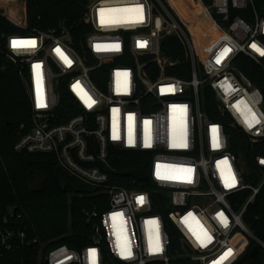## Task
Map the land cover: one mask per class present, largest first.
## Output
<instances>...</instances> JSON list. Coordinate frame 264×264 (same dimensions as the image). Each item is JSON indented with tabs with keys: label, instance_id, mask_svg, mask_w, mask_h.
Here are the masks:
<instances>
[{
	"label": "built area",
	"instance_id": "built-area-1",
	"mask_svg": "<svg viewBox=\"0 0 264 264\" xmlns=\"http://www.w3.org/2000/svg\"><path fill=\"white\" fill-rule=\"evenodd\" d=\"M179 1L189 3L190 20L172 0H89L84 32L66 25L29 31L26 20L16 24L25 32L4 36L31 107L16 150L54 156L65 173L107 197L105 211L87 213L91 243L54 247L47 264H239L252 241L264 250L244 223L264 187V94L248 76V64L264 75V0ZM195 25L208 27L207 53ZM171 38L183 60L163 51ZM185 65L189 79L172 75H186ZM244 142L261 150L259 188L245 180L237 155ZM116 151L140 154L148 171H135L155 189L113 169ZM117 171L135 187L114 184ZM250 189L236 211L231 200ZM159 195L165 214L157 211ZM37 244L24 233L0 235V251Z\"/></svg>",
	"mask_w": 264,
	"mask_h": 264
},
{
	"label": "trees",
	"instance_id": "trees-1",
	"mask_svg": "<svg viewBox=\"0 0 264 264\" xmlns=\"http://www.w3.org/2000/svg\"><path fill=\"white\" fill-rule=\"evenodd\" d=\"M172 2L182 17L190 20L184 14V11H188L185 6L189 7V3L182 5L179 0ZM88 3L89 0H26L28 30L49 32L66 25L84 32L81 17ZM23 32L0 12V235L8 231L24 233L28 239L37 240L38 244L16 251H0V264H47L46 256L54 247L66 245L81 250L88 246L93 228L87 213L96 208L103 212L108 203L105 194L94 192L65 173L54 156L16 150L17 144L30 130L31 107L18 67L6 59L8 54L3 38ZM193 33L205 46L204 53H207L210 46L197 25L193 26ZM163 51L173 60L184 59L183 48L176 39H167L163 43ZM248 66L252 69L248 76L264 94V75L252 65ZM190 68L189 65L183 66L186 75L181 70L172 72V75L189 79ZM64 103H70L67 95ZM260 151V147L253 148L247 142L239 146L237 151L246 164V183L252 188H259L261 184L262 171L256 162ZM109 162L113 169L120 172L138 169L148 171V164L140 154L116 151ZM118 171L113 173V183L134 188L135 185ZM143 188L151 191L155 185L148 181ZM252 195L251 189L240 193L231 200L233 208L241 210ZM154 199L157 211L165 214L164 208L158 206L165 203L167 206V200L161 195ZM244 223L257 239L264 242V187L249 205ZM167 226L174 243H177L179 235L169 223ZM43 246L45 257L40 258ZM256 246L257 243L252 241L239 264H264L262 248L257 255L252 256Z\"/></svg>",
	"mask_w": 264,
	"mask_h": 264
},
{
	"label": "rangeland",
	"instance_id": "rangeland-1",
	"mask_svg": "<svg viewBox=\"0 0 264 264\" xmlns=\"http://www.w3.org/2000/svg\"><path fill=\"white\" fill-rule=\"evenodd\" d=\"M9 1L10 2H5V1L0 2V8L5 9V14L4 15L7 17V19H9L11 22L13 20V21H18V22L21 21L23 23H26V20H27V16H26V12H27L26 0H9ZM24 3H25V7H26V12L24 10ZM12 11L16 12L17 15H12ZM6 59L11 61V59L9 57H7ZM42 249L43 250H41L40 258H44L45 257V252H44L45 251V247L43 246Z\"/></svg>",
	"mask_w": 264,
	"mask_h": 264
},
{
	"label": "water",
	"instance_id": "water-1",
	"mask_svg": "<svg viewBox=\"0 0 264 264\" xmlns=\"http://www.w3.org/2000/svg\"><path fill=\"white\" fill-rule=\"evenodd\" d=\"M1 13H4V11H1ZM125 177H130L133 179H138L140 181H148L149 176L144 171H127L122 174ZM188 252H191V250L186 247ZM260 248L258 246L254 247L252 250V256H255L259 253Z\"/></svg>",
	"mask_w": 264,
	"mask_h": 264
},
{
	"label": "bare ground",
	"instance_id": "bare-ground-1",
	"mask_svg": "<svg viewBox=\"0 0 264 264\" xmlns=\"http://www.w3.org/2000/svg\"><path fill=\"white\" fill-rule=\"evenodd\" d=\"M196 9V13H198L197 11H199V8L198 7H196L195 8ZM194 14V13H193ZM199 14H201L200 12H199ZM201 17H203V16H201ZM204 18V17H203ZM207 25V24H206ZM199 27V26H198ZM205 27V26H204ZM201 30V33L204 35V37H205V39H206V41H207V44L210 46V49L212 48V46H213V39L209 36V34H208V32H206L207 31V29H208V27L204 30L203 29V27L201 26V28H200Z\"/></svg>",
	"mask_w": 264,
	"mask_h": 264
},
{
	"label": "crops",
	"instance_id": "crops-1",
	"mask_svg": "<svg viewBox=\"0 0 264 264\" xmlns=\"http://www.w3.org/2000/svg\"><path fill=\"white\" fill-rule=\"evenodd\" d=\"M3 1H5V2H10L9 0H0V2H3ZM24 10H25V12H26L25 3H24ZM1 11H4V14H5V9L0 8V12H1ZM12 15H17V13L14 12V11H12ZM8 16H9V15H8ZM26 16H27V12H26ZM12 22H13L15 25L19 23L18 21H13V20H12Z\"/></svg>",
	"mask_w": 264,
	"mask_h": 264
},
{
	"label": "snow or ice",
	"instance_id": "snow-or-ice-1",
	"mask_svg": "<svg viewBox=\"0 0 264 264\" xmlns=\"http://www.w3.org/2000/svg\"><path fill=\"white\" fill-rule=\"evenodd\" d=\"M13 43H14V46H15L16 42H13ZM253 47H255V45H253ZM257 50L259 51V49H257ZM261 55H264V51L261 52ZM41 106H43V105H41ZM140 199L142 200L143 198L141 197ZM93 255H94V250H93Z\"/></svg>",
	"mask_w": 264,
	"mask_h": 264
}]
</instances>
